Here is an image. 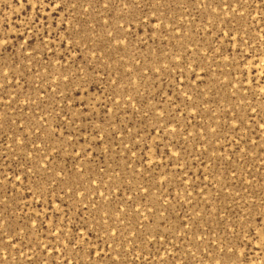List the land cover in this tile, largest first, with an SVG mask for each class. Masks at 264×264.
Instances as JSON below:
<instances>
[{"label":"rangeland","instance_id":"obj_1","mask_svg":"<svg viewBox=\"0 0 264 264\" xmlns=\"http://www.w3.org/2000/svg\"><path fill=\"white\" fill-rule=\"evenodd\" d=\"M0 264H264V0H0Z\"/></svg>","mask_w":264,"mask_h":264},{"label":"snow or ice","instance_id":"obj_2","mask_svg":"<svg viewBox=\"0 0 264 264\" xmlns=\"http://www.w3.org/2000/svg\"><path fill=\"white\" fill-rule=\"evenodd\" d=\"M82 79H83V77H82ZM83 86H84V85L82 84L81 87H83Z\"/></svg>","mask_w":264,"mask_h":264}]
</instances>
